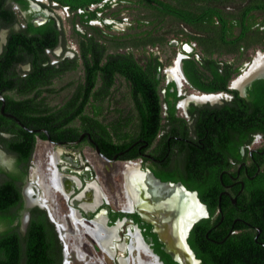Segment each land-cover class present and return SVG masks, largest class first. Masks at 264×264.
<instances>
[{
	"label": "flooded vegetation",
	"instance_id": "af4514ba",
	"mask_svg": "<svg viewBox=\"0 0 264 264\" xmlns=\"http://www.w3.org/2000/svg\"><path fill=\"white\" fill-rule=\"evenodd\" d=\"M107 3L112 10L125 4L103 0L74 11L56 0L3 1L13 19L0 21V186L10 185L7 197L17 203L6 212L13 222L0 221V234L13 229L25 238L32 221L41 220L42 210L49 238L60 247L59 264H72L69 259L75 252L70 247L85 249L84 239L93 249L92 261L76 250L77 260L84 264H264V131L248 135L247 128L242 130L246 121L241 129H233L230 111L236 106L233 91L248 98V90L264 80L263 72L251 74L264 52L259 51L250 69H241L224 91L202 92L191 84L184 68L186 60L201 59L202 49L192 38L201 30L175 23L181 34L166 31L162 43L147 48V54L154 52L162 63L157 76L160 122L152 142L146 138L150 126L146 132L137 130L135 110L128 119H120L116 112L103 113L99 123L103 127L85 126L80 120L65 123L69 119L64 113L63 126L57 128L55 117L46 118L72 102L79 84L71 81L58 90L54 86L68 74L81 71L82 76V68L68 69L52 83L43 77L39 88L32 89L28 77L34 65L29 57L43 52L50 58L43 68L55 71L80 57L83 47L95 46L92 50L105 56L129 51L115 49L116 44L105 48L106 26L119 38L132 25L125 18L106 16L110 10L100 11ZM95 12L98 18L93 17ZM31 24L35 29L52 27L48 36L53 39L57 32L55 46L41 49L38 38L52 40ZM9 45L16 53L7 50ZM181 56L180 70L175 59ZM177 68L180 79L173 72ZM40 87L48 92L37 95ZM49 89L69 94L55 105V92ZM15 143L20 151L11 148ZM43 144L48 151L45 172L39 170ZM102 168L114 169L113 178H102ZM117 175L122 189L112 193L104 183L113 187ZM60 197L68 212L57 222L54 207ZM60 218L70 222L64 224ZM100 254L102 259L94 261Z\"/></svg>",
	"mask_w": 264,
	"mask_h": 264
},
{
	"label": "trees",
	"instance_id": "16d2710c",
	"mask_svg": "<svg viewBox=\"0 0 264 264\" xmlns=\"http://www.w3.org/2000/svg\"><path fill=\"white\" fill-rule=\"evenodd\" d=\"M3 1L0 0V21L2 18L7 21L12 20L13 13L10 9L4 8ZM18 1L23 2V0ZM56 1L61 5H70L76 11L79 8L83 10L85 6L90 7L93 3H101L103 0ZM234 1L124 0L125 4L119 3L118 11L114 13L111 12L112 4L107 3L100 11L110 10L106 11L105 15H111V17L120 20L122 12L120 9L132 11L138 8L141 12L146 13L144 15L135 14L131 19L132 25L128 27L126 33H122L125 35H120L119 38L106 32L110 29V26H106L104 39L105 43L110 44V46L105 44V48H112L113 44H116L117 47L119 46L124 50L128 47H131L132 50L125 53H109L105 56L103 54L97 55L98 52L92 50L95 46L83 47L80 57L67 62L55 71H47L46 68H43V62L50 61L47 55L42 54L43 52L30 56L29 59L34 65V73L30 74L28 81L31 82L32 89L39 88V80L43 77L52 83L53 79L59 77L66 70L82 68L83 75L79 80L72 83V85L79 84L72 95V102L63 105L54 114H48L46 118L52 120L55 117L57 128L63 126L62 115L64 113H66L65 117L69 119L65 123L80 120L85 126L95 125L97 127L99 125L103 127L99 124L103 113L114 114L116 112V115H120V119H128L131 112L134 113L135 110L139 114L137 116L139 123L137 130L141 128V132H146L150 126L152 131L146 138L152 142L160 122L162 105L159 94L160 81L157 76L158 68L162 63L159 62V58L155 56L154 52L148 55L147 48L149 46L156 47L162 43L166 38V31L181 34L182 31L177 29L178 22H184L186 27L201 30L196 35L191 34L202 49L201 59L197 62L186 60L185 73L191 84L202 92L224 91L230 80L240 74L245 60H250V57L245 53L249 54V50L259 47L264 51V28H261V26L264 27V0H241L242 3L239 2L237 7L232 6ZM227 8H229V12ZM93 17L98 18L97 12L94 13ZM159 18L161 21L158 20ZM175 23L177 24L175 25ZM168 27L172 28L167 30ZM31 28L37 33L43 34L46 39L52 40V43H45L47 41H44L43 37L38 38L41 49L46 46L53 48L57 43L56 31L52 36L53 39L48 36L52 33L50 31L52 27L35 29L31 24ZM92 30L100 32L97 27H92ZM183 32L187 36L186 31L183 30ZM76 33L81 35L80 32ZM14 47V45H9L7 50L16 53ZM138 50H143L144 53L138 56ZM143 57H147L146 62L140 63V59ZM169 62L171 64V60ZM1 65L4 66L3 62ZM221 69L222 71H220ZM256 82L258 83H256V87L254 86V90H248V98L240 96L236 91L232 92L235 96L236 106L231 107L230 110L234 115L231 117V125L233 129L236 127L241 129L244 121H246V126L242 130L247 128L248 135L258 129L264 131V80H257ZM120 83H125L129 90V95L122 98L127 105L123 106L120 102L122 108L115 106L117 94L121 91ZM44 91L48 92L47 89L41 90L40 87L37 95H41ZM53 91L58 92L55 89H49V92ZM112 102L113 104H111ZM106 103H109L110 106L105 110L104 105ZM44 111L49 112V109ZM257 123L258 125H256ZM128 124L129 121L126 122V125ZM120 134L122 135L123 132ZM126 147L122 146L121 149L124 150ZM11 148L20 151V144H12ZM6 186H0V221L11 224L13 219L9 218L6 212L17 203V199L7 197L9 187ZM200 192H203V188ZM40 213L41 220L32 221L25 238L22 239L17 231L13 232V229L0 234V264H59L57 256L60 254V247L57 246L56 239L49 238L46 212L40 210Z\"/></svg>",
	"mask_w": 264,
	"mask_h": 264
},
{
	"label": "rangeland",
	"instance_id": "374dc122",
	"mask_svg": "<svg viewBox=\"0 0 264 264\" xmlns=\"http://www.w3.org/2000/svg\"><path fill=\"white\" fill-rule=\"evenodd\" d=\"M243 1V0H242ZM242 1L241 0H235L234 2V5H232L233 7H237L240 3L239 2H241L242 3ZM238 4V5H237ZM135 7H136V5H134ZM118 8V7H117ZM120 10H122V12H121V14H120V18H125V21H127V23L128 22H130L131 21V19L133 18V16L135 15V14H142V15H144V14H146V13H143V12H141L140 11V9H133L132 11H129V10H123V9H120ZM227 10H228V12H229V8H227ZM232 10V9H231ZM116 11H118L117 9H113V10H111V12H116ZM233 11V10H232ZM61 12V11H60ZM61 13H63V12H61ZM158 17V16H157ZM130 20V21H129ZM158 20H160L161 21V18H159ZM148 22V21H147ZM126 27V26H125ZM124 28V27H123ZM126 29V28H125ZM144 29H147V27H144ZM69 31V28H66V32H68ZM124 31V30H123ZM128 31V29H126V31L124 32V33H126ZM106 32H108V33H111V31L110 30H106ZM111 34H113V33H111ZM120 35H125V34H120ZM119 35V36H120ZM172 36V35H171ZM115 49H118V50H124L123 48H120V47H117V48H115ZM126 50H132V48L131 47H128V48H125ZM258 51V52H257ZM259 51H262V52H264L260 47L258 48V49H251V51L249 50L248 51V53L249 54H247V53H245L247 56H249L250 57V60L249 59H246L245 60V62L243 63V67L241 68V69H245L246 70V67H247V71L250 69V67H251V65L254 63V60H255V58H256V56H257V54L259 53ZM164 57V56H163ZM171 59L173 58V55L170 57ZM170 59V60H171ZM170 64V63H169ZM175 64H177L178 65V59H175ZM249 66V67H248ZM172 67H175L174 65H172ZM247 71H245V72H247ZM254 73H256V76H258V75H260L262 72H263V70H255V71H253ZM264 73V72H263ZM81 71H79V72H76V73H72V74H68V75H66L65 77H64V79L61 81V82H58L57 83V85L56 86H54V88L55 89H60V87H64L65 86V84L66 83H68V82H74V81H77V80H79L80 79V77H81ZM249 76V78L251 77V75H248ZM119 85V84H118ZM122 85V86H121ZM121 85H119V88H120V92L117 94V104L115 105L116 107L118 106H121V105H127V103H124L123 102V100H122V98H124V96L125 97H127V95H129V90H128V88H127V86H126V84L124 83H121ZM69 94V92L68 91H65V93H62V94H60L59 95V93H52V97H53V103L55 104V105H58L59 103H60V101H61V99H62V97L63 96H66V95H68ZM195 94V93H194ZM57 97H60L59 99L57 98ZM113 102H115L114 100H113ZM113 102L111 103V104H113ZM120 102L122 103L121 105H120ZM109 106H110V104H108V103H106L105 105H104V107H105V110L107 109V108H109ZM123 106H121L120 108H122ZM112 109H115V108H112ZM113 111V110H112ZM115 115V114H114ZM48 153V151H47V148L45 147V144H43L42 146H40L39 147V156H40V162H41V164H40V168H39V170H42V171H44L45 172V170H46V164H45V162H46V154ZM113 170L114 169H110V171H106V170H104L103 168H102V172L100 173L99 171V173H100V176L102 177V178H104V179H111V178H113L112 177V173H113ZM123 170V167L121 168V171ZM116 171H118L117 170V168L115 169V172ZM113 181H114V186L113 187H110L108 184H110V183H104L106 186H107V188H110L111 189V191H112V193H115L117 190H121L122 189V187H121V183H122V180H121V176L120 175H117V177H114V179H113ZM56 203H57V206L56 207H54L55 208V211H54V218H55V220L57 221V222H59L58 221V217L59 216H62L63 214H65L66 212H68V207H67V202L63 199V198H61L60 197V199H57L56 200ZM63 217V216H62ZM60 221L62 222V223H64V224H68L70 221H67V220H65V219H62V218H60ZM84 239V238H83ZM84 243H85V245H86V248L85 249H79L78 247H73V246H71L70 248H72V250H73V252H75V254H76V250L77 249H79L80 251H82L83 253L82 254H84V255H86L87 257H88V261H92L91 259H89V255H91V252H93L92 250V248H91V243L90 242H88L86 239H84ZM75 254L73 253V255H71V259H69V260H71V262H72V264H84L83 262H81V261H78L77 260V257L75 256ZM101 254L100 255H97L96 257H94L93 259H94V261H100V259H102L101 257ZM100 258V259H99ZM60 259H61V256H60Z\"/></svg>",
	"mask_w": 264,
	"mask_h": 264
},
{
	"label": "bare ground",
	"instance_id": "6f19581e",
	"mask_svg": "<svg viewBox=\"0 0 264 264\" xmlns=\"http://www.w3.org/2000/svg\"><path fill=\"white\" fill-rule=\"evenodd\" d=\"M259 60L257 62V66H259L256 70H259L261 67H264V53H260V55L258 56ZM256 66V67H257ZM173 72L175 73L176 76H180V72L178 70V68L176 70H173ZM181 78V76L179 77V79ZM209 98H203V99H200V100H207ZM150 264H153L152 261H149Z\"/></svg>",
	"mask_w": 264,
	"mask_h": 264
},
{
	"label": "water",
	"instance_id": "95a60500",
	"mask_svg": "<svg viewBox=\"0 0 264 264\" xmlns=\"http://www.w3.org/2000/svg\"><path fill=\"white\" fill-rule=\"evenodd\" d=\"M37 24H38V23H37ZM35 26H37L36 23H35ZM178 63H179L180 70H181L182 56H181L180 58H178ZM263 72H264V69H263ZM182 74H183V71H182ZM251 74H254V75L256 76V73H254V72H252ZM254 75H253V76H254ZM248 77H249V76H248ZM258 78H261V77H258ZM247 79L251 80V79H253V78L250 77V78H247ZM263 79H264V75H263Z\"/></svg>",
	"mask_w": 264,
	"mask_h": 264
}]
</instances>
